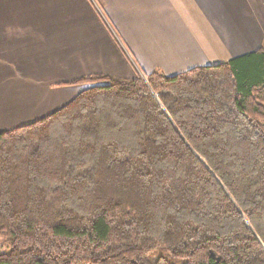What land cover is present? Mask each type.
Segmentation results:
<instances>
[{
  "label": "trees",
  "instance_id": "trees-1",
  "mask_svg": "<svg viewBox=\"0 0 264 264\" xmlns=\"http://www.w3.org/2000/svg\"><path fill=\"white\" fill-rule=\"evenodd\" d=\"M145 77L0 132V264H264V48Z\"/></svg>",
  "mask_w": 264,
  "mask_h": 264
},
{
  "label": "crops",
  "instance_id": "crops-1",
  "mask_svg": "<svg viewBox=\"0 0 264 264\" xmlns=\"http://www.w3.org/2000/svg\"><path fill=\"white\" fill-rule=\"evenodd\" d=\"M261 47L264 0H0V132L84 88L61 82L172 77Z\"/></svg>",
  "mask_w": 264,
  "mask_h": 264
},
{
  "label": "rangeland",
  "instance_id": "rangeland-1",
  "mask_svg": "<svg viewBox=\"0 0 264 264\" xmlns=\"http://www.w3.org/2000/svg\"><path fill=\"white\" fill-rule=\"evenodd\" d=\"M141 80H143L144 82L146 81V77L143 76V75H139V77ZM76 86H83L85 88H87L88 86L87 85H76ZM81 89V91L83 90ZM71 101V100H70ZM69 102V101H68ZM55 111V110H54ZM48 114H46L45 116H47ZM43 116V117H45ZM43 117H40V118H43ZM38 118V117H37ZM37 118H33V121L34 119H37ZM30 119V118H29ZM38 120V119H37ZM26 124V122H24ZM7 251H9V246H8V243H7V240L5 239L4 236H0V254L1 253H6Z\"/></svg>",
  "mask_w": 264,
  "mask_h": 264
}]
</instances>
